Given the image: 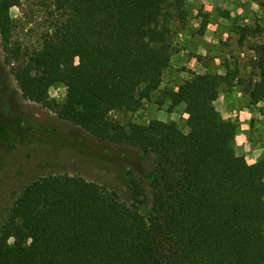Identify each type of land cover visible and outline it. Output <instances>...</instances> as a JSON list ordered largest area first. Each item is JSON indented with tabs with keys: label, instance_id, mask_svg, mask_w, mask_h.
Returning <instances> with one entry per match:
<instances>
[{
	"label": "trees",
	"instance_id": "trees-1",
	"mask_svg": "<svg viewBox=\"0 0 264 264\" xmlns=\"http://www.w3.org/2000/svg\"><path fill=\"white\" fill-rule=\"evenodd\" d=\"M183 20V0H0L3 62L22 97L147 161L127 168L124 194L66 173L27 183L0 225V264H264V153L236 154L239 125L214 103L239 85L264 114V41L243 76L206 70L159 92ZM26 23L38 47L13 38ZM238 29L239 41L264 32ZM57 84L61 102L48 95ZM156 93L183 106L186 132L123 117Z\"/></svg>",
	"mask_w": 264,
	"mask_h": 264
},
{
	"label": "rangeland",
	"instance_id": "rangeland-1",
	"mask_svg": "<svg viewBox=\"0 0 264 264\" xmlns=\"http://www.w3.org/2000/svg\"><path fill=\"white\" fill-rule=\"evenodd\" d=\"M263 1L183 0L184 25L176 36L175 51L159 92L176 88L193 73L206 70L223 74L229 68L236 69L240 76L247 74L253 54L251 44L263 42L264 32L249 33L239 41L238 28L247 24L264 26ZM10 14L21 17L16 6L10 8ZM13 38L23 47L39 46L32 23L20 25ZM64 94L61 84L48 91L49 98L56 102H61ZM157 94L138 111L123 117L138 123L152 118L172 120L186 132L183 106L169 111L168 101L161 95L157 100ZM214 103L223 117L239 125L236 154L249 163L255 161L264 153L262 103L252 104L239 85L220 91ZM142 162L136 150L99 141L46 106L24 99L10 67L3 62L0 46V225L22 188L38 177L50 173L80 175L123 193L127 168L147 165V161Z\"/></svg>",
	"mask_w": 264,
	"mask_h": 264
},
{
	"label": "crops",
	"instance_id": "crops-1",
	"mask_svg": "<svg viewBox=\"0 0 264 264\" xmlns=\"http://www.w3.org/2000/svg\"><path fill=\"white\" fill-rule=\"evenodd\" d=\"M254 162V160H252L250 163Z\"/></svg>",
	"mask_w": 264,
	"mask_h": 264
}]
</instances>
